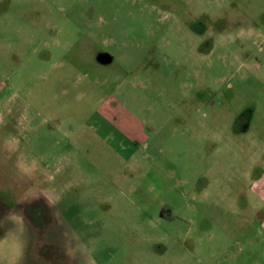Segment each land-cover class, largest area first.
<instances>
[{
    "label": "rangeland",
    "instance_id": "obj_1",
    "mask_svg": "<svg viewBox=\"0 0 264 264\" xmlns=\"http://www.w3.org/2000/svg\"><path fill=\"white\" fill-rule=\"evenodd\" d=\"M0 264H264V0H0Z\"/></svg>",
    "mask_w": 264,
    "mask_h": 264
},
{
    "label": "clouds",
    "instance_id": "obj_2",
    "mask_svg": "<svg viewBox=\"0 0 264 264\" xmlns=\"http://www.w3.org/2000/svg\"><path fill=\"white\" fill-rule=\"evenodd\" d=\"M8 219L12 221V223L15 226V230L18 232L17 235V251H16V258L17 260L22 259L24 254V248L26 245V232L27 227L25 224L24 217L22 215H18L15 212H10L8 214ZM10 231H13V229H10Z\"/></svg>",
    "mask_w": 264,
    "mask_h": 264
},
{
    "label": "flooded vegetation",
    "instance_id": "obj_3",
    "mask_svg": "<svg viewBox=\"0 0 264 264\" xmlns=\"http://www.w3.org/2000/svg\"><path fill=\"white\" fill-rule=\"evenodd\" d=\"M164 211H165V209L161 212V214H163L164 213ZM163 217V216H162Z\"/></svg>",
    "mask_w": 264,
    "mask_h": 264
}]
</instances>
